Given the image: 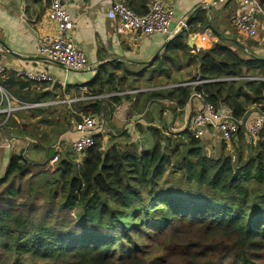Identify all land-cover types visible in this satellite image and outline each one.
Wrapping results in <instances>:
<instances>
[{
  "label": "trees",
  "instance_id": "1",
  "mask_svg": "<svg viewBox=\"0 0 264 264\" xmlns=\"http://www.w3.org/2000/svg\"><path fill=\"white\" fill-rule=\"evenodd\" d=\"M117 1L145 15L154 0ZM200 14L187 23L185 32L199 33L204 23ZM182 36H175L173 48H183ZM198 58L194 81L214 82L152 92L146 102L168 99L183 107L199 94L238 121H244L249 110L264 112L263 59L243 48L219 45ZM114 81L102 69L85 85V96L98 98L77 103V122L83 116H100L101 97L117 90ZM148 130L155 139L151 150L139 152L135 145L104 150L96 135L79 165L72 154L42 165L13 155L0 179V247L16 251L11 264H25L23 255H29L32 264H261L264 129L245 143L240 128L239 146L226 153L222 144L215 156L206 155L201 140L189 131L179 140L153 127ZM176 174L182 179L169 181ZM41 188L46 196L43 216L37 218L32 214ZM21 197L23 203L18 202ZM58 210L77 212L73 232L60 233L48 225L46 216Z\"/></svg>",
  "mask_w": 264,
  "mask_h": 264
},
{
  "label": "crops",
  "instance_id": "2",
  "mask_svg": "<svg viewBox=\"0 0 264 264\" xmlns=\"http://www.w3.org/2000/svg\"><path fill=\"white\" fill-rule=\"evenodd\" d=\"M114 1L62 2L74 24L71 32L74 44L88 60L84 69L71 71L58 63L44 61L35 52L40 37L56 33V26L48 18L49 0H0V66L4 69L0 84L17 101L45 104L15 112L7 120L0 114V179L13 155H20L33 165H42L53 155L59 158L71 154L69 147L78 137L76 126L81 120L75 119V107L78 102L90 101L82 100L86 98L85 85L102 69L106 75L115 77L116 88L120 83L133 84L137 78L158 79L170 86L194 81L199 71V53L214 45L243 48L248 55L264 60V16L253 38L231 25L232 17L242 8L240 0H163L172 12V29L191 15L193 19L198 12L203 16L200 36L180 32L183 48H173L175 37L169 40L161 34H118V23L108 18ZM205 29L212 31L211 37L203 36ZM196 49H200L199 53ZM23 72L43 73L53 81L28 80L20 75ZM121 93L113 91L106 94L109 97L102 98L100 126L92 134L101 137L104 150L112 145L123 149L135 145L139 152L151 150L155 139L149 127L158 129L166 137L183 139L185 135L180 134L189 131L188 120L200 108L196 99L179 107L168 99L146 102V94L142 92L133 96ZM57 101L64 103L52 104ZM256 115L249 110L246 118ZM11 117V123L6 126ZM217 138V133L209 129L201 140L206 155L216 146Z\"/></svg>",
  "mask_w": 264,
  "mask_h": 264
},
{
  "label": "built area",
  "instance_id": "3",
  "mask_svg": "<svg viewBox=\"0 0 264 264\" xmlns=\"http://www.w3.org/2000/svg\"><path fill=\"white\" fill-rule=\"evenodd\" d=\"M64 0H49L50 9L48 13L49 20L56 26L55 34H47L40 37L37 41L35 52L36 55L47 62L58 63L67 70L80 71L88 65V60L85 54L79 50L74 44L71 32L74 24L68 12L62 6ZM241 10L237 12L231 19V25L237 31L245 34L248 37H255L258 24L260 21L259 15L264 16V3L258 0H240ZM108 18L118 23L116 31L118 34L137 33L142 36H152L161 34L169 37L172 40L178 33L186 31L188 24L186 21H180L176 29H172V12L163 2V0H154L145 15H138L129 9L124 3L115 0L113 6L108 13ZM199 26V25H197ZM200 36V34H196ZM203 36L211 37L212 31L205 29ZM200 49H196L199 53ZM4 69L0 66V76ZM28 80L35 82H52V77L39 73H20ZM231 80H236L231 79ZM255 80V79H250ZM264 80V79H262ZM214 82L207 81H192L178 85L164 86L160 89H173L179 87H194L203 83ZM136 93L141 91H134ZM98 97H86L82 100H95ZM193 99L200 103L199 110L194 113L188 120L187 128L191 136L195 140L203 139L209 129L217 133V136L223 142H229L235 139L238 131L243 125L242 120H235L229 113L216 110L210 103H207L199 94H193ZM71 102V101H69ZM3 103V107L2 104ZM64 101H57L52 104H63ZM47 104V103H46ZM44 103H24L13 99V97L0 84V114L4 115L5 120L9 116L18 111H27L44 106ZM101 118L99 116H83L76 126L78 137L69 147L70 153L75 157L77 165L81 162L83 153L94 146L95 136L92 134L100 126ZM264 129V112L257 114L252 118L247 126L246 137L249 141L254 140L262 133ZM2 143L0 141V149ZM58 156L53 155L50 163H56Z\"/></svg>",
  "mask_w": 264,
  "mask_h": 264
},
{
  "label": "rangeland",
  "instance_id": "4",
  "mask_svg": "<svg viewBox=\"0 0 264 264\" xmlns=\"http://www.w3.org/2000/svg\"><path fill=\"white\" fill-rule=\"evenodd\" d=\"M164 86H166V85L163 84L158 79L146 81V79H144V78H137L133 82V84L128 83V84L122 85L120 83V85L117 86L116 91H122L123 93H121L120 95L131 94L130 96H133L136 93L134 91L138 90V91H141L142 94H146V95H144V98L148 99L149 97H151L150 95L153 94L152 92L167 93L169 90H171V89L161 90L160 88L164 87ZM107 96L109 97V95H105V96H102L101 98L107 97ZM13 115L14 114H12V116ZM11 119H12V117L7 121L6 126L9 123H11V121H10ZM251 120H252V117L245 118V120L243 121V125L241 127L240 133L246 134L247 126L249 125ZM237 139H238V137H236L232 141L223 142V141H221L220 138H217L215 140L216 146H214V149H212V152L210 153V155H213V156L217 155L221 151L222 144L227 146V148L225 149V152L231 153L232 149H233L232 147H238L239 146ZM248 142H249V139H245V143H248ZM52 164H55V163H52ZM29 178H30V176H27L26 178H24L25 179L24 183L26 181H28ZM169 178H171V177H169ZM172 179H175V180H172ZM172 179H170L169 181L173 182V181H176V180L182 179V178L179 177V174H176V178H172ZM36 181L41 182V180H38V179H36ZM27 184L28 183H26V185ZM26 185H25V187H26ZM36 194H37V196H39L38 197L39 199L37 201H35L36 211L33 212L32 216L39 218L40 216H43V214H42V210H43L42 205L44 204V195L43 194H45V196H46V190L44 188H41L38 191V193H36ZM24 200H25V197H21L18 202L23 203ZM135 204L137 205V202H135ZM45 219H47V221H49L48 225L55 227L60 233L67 232L69 230H71L73 232L76 225H77V222H78L77 212H73V211L59 212V210H58L55 213H53L52 217L46 216ZM127 221L131 222V218H127ZM143 243L146 245H151V242H149V241H143ZM15 252L16 251H10V250L3 249L0 247V264H11V258H17V255ZM30 259L31 258L29 257V255H23V257H22V260L24 261L25 264H32ZM259 262L261 264H264V257L261 260H259Z\"/></svg>",
  "mask_w": 264,
  "mask_h": 264
},
{
  "label": "water",
  "instance_id": "5",
  "mask_svg": "<svg viewBox=\"0 0 264 264\" xmlns=\"http://www.w3.org/2000/svg\"><path fill=\"white\" fill-rule=\"evenodd\" d=\"M199 9H200V8L196 9V10L194 11V13H196ZM210 9H211V7H208V10H210ZM192 16H193V15H191V17H189V19L186 20L187 23L191 20ZM258 17L261 18L260 15H259ZM162 146H164V145H162Z\"/></svg>",
  "mask_w": 264,
  "mask_h": 264
}]
</instances>
